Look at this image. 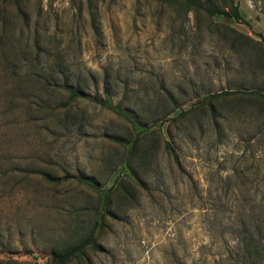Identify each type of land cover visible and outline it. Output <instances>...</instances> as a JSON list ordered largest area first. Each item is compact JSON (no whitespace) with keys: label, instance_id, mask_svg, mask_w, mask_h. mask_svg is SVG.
<instances>
[{"label":"rangeland","instance_id":"obj_1","mask_svg":"<svg viewBox=\"0 0 264 264\" xmlns=\"http://www.w3.org/2000/svg\"><path fill=\"white\" fill-rule=\"evenodd\" d=\"M230 2L246 22L163 0H0V264H56L96 218L99 249L66 264H241L242 237L264 238V0ZM65 86L86 97L61 106ZM105 89L134 124L94 99ZM137 136L130 169L115 139Z\"/></svg>","mask_w":264,"mask_h":264},{"label":"trees","instance_id":"obj_2","mask_svg":"<svg viewBox=\"0 0 264 264\" xmlns=\"http://www.w3.org/2000/svg\"><path fill=\"white\" fill-rule=\"evenodd\" d=\"M163 1L177 8H181L186 12L190 10L202 11L207 16L210 17L219 15V16H225L232 20H241L242 22H246L238 5L235 4L234 2H230L228 4V9H225L219 3V0H163ZM65 88L69 92V97L68 100L61 103V106L63 107H67L70 101L75 100L76 98L86 97V94L80 91L79 88H74L72 86H65ZM237 92L238 91L234 90V91H224V92L210 94L207 96V104L210 107V109H213L212 104L222 95H230ZM250 93L264 100V92L253 90ZM94 99L99 101L105 107L121 115L132 124L135 123V120L126 111L122 110L120 103L113 104L108 89H105V97L103 100H99L97 96H95ZM182 114L183 112L181 111L180 113L177 114V116L178 117L182 116ZM143 138L144 137L137 136L132 140H127L122 138L115 139L117 142L123 143L126 146H128V155L125 161L130 169H132V165H131L132 160H134V158L138 155V153L141 150V143L144 140ZM166 149H168L170 152H175V149L170 144V142L166 143ZM35 172L40 174L47 182L51 184H59L65 180L64 177L52 174L51 172L46 170H38ZM79 179L85 182L86 184H88L89 186L99 189L97 183L84 179L82 177H80ZM111 191H112V187L108 189L109 193ZM108 196H109L108 194L102 192L100 197V205L102 209V213L100 214L101 218L104 217L105 213L107 212V207L109 204ZM100 226H101V219L96 218L90 232L87 234L86 237H84L83 239L79 240L74 244L54 248L51 252L52 261L56 264H66L70 262L72 259L83 255L86 252V250H88L89 248L99 249L97 244V232ZM241 244L243 247V252L241 255L242 257L241 264H264V238L260 240H255L253 239L251 234L249 235L245 234V236H243L241 239Z\"/></svg>","mask_w":264,"mask_h":264}]
</instances>
